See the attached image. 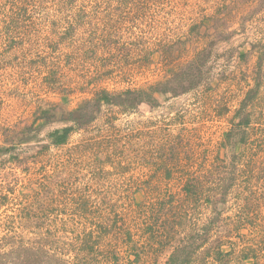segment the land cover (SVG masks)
I'll return each mask as SVG.
<instances>
[{
  "label": "rangeland",
  "instance_id": "obj_1",
  "mask_svg": "<svg viewBox=\"0 0 264 264\" xmlns=\"http://www.w3.org/2000/svg\"><path fill=\"white\" fill-rule=\"evenodd\" d=\"M204 51L189 93L105 104L66 144L48 138L65 127L48 113L148 90ZM0 148L2 255L264 264V0H0Z\"/></svg>",
  "mask_w": 264,
  "mask_h": 264
},
{
  "label": "trees",
  "instance_id": "obj_2",
  "mask_svg": "<svg viewBox=\"0 0 264 264\" xmlns=\"http://www.w3.org/2000/svg\"><path fill=\"white\" fill-rule=\"evenodd\" d=\"M263 55V54H262ZM206 52L199 53L195 60L191 62L188 67L183 68L179 72H175L171 78L167 81L158 83L155 86L151 87L148 90H137V91H126L119 94H110L108 92L100 93L94 100L83 102L76 109L71 111H60L59 114L48 113L50 118L45 119V123H49L52 119L56 122L65 123V127L62 129H57L49 134L48 138L51 140L53 145L60 146L67 143L71 133L76 129H83L92 124L98 117L101 112L103 105H113L116 107H121L125 109H147L153 110L163 106L167 100L171 97H178L180 95L189 93L190 91L196 89L203 82V67L208 59ZM260 59H263L260 58ZM170 95V96H169ZM256 95V94H255ZM252 95H249V98L245 99L244 106L239 111V117L242 116L243 109L247 106V100H251ZM250 115H245L239 125L249 126L250 125ZM41 128V127H40ZM235 134L238 136H233L232 131L227 134V139L234 149L238 143L246 142L247 134L246 130L239 129L234 130ZM28 131H23L22 138L20 143H28ZM8 151V148H0V153H5ZM41 251L35 250L33 248L25 247L23 250L14 249L9 254H3L5 258H9L7 263L11 264H67L63 259L64 256H50L47 258V255L41 254ZM185 255L184 259L180 262L178 258L177 264H189L192 257L191 252H187L186 249L183 250ZM2 255V254H0ZM3 255L0 258V264H3ZM176 254L171 258L172 261L176 260ZM81 259H77L76 264L82 263ZM10 260V261H9ZM6 264V263H5ZM176 264V263H170Z\"/></svg>",
  "mask_w": 264,
  "mask_h": 264
}]
</instances>
